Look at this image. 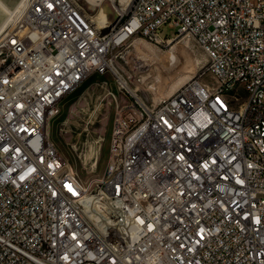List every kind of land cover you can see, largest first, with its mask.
Listing matches in <instances>:
<instances>
[{
	"label": "built area",
	"instance_id": "1",
	"mask_svg": "<svg viewBox=\"0 0 264 264\" xmlns=\"http://www.w3.org/2000/svg\"><path fill=\"white\" fill-rule=\"evenodd\" d=\"M114 11L25 0L0 34V264H264V0ZM164 27L208 62L144 104L121 49L163 43ZM95 73L135 101L117 109L104 174L85 182L49 124Z\"/></svg>",
	"mask_w": 264,
	"mask_h": 264
},
{
	"label": "rangeland",
	"instance_id": "2",
	"mask_svg": "<svg viewBox=\"0 0 264 264\" xmlns=\"http://www.w3.org/2000/svg\"><path fill=\"white\" fill-rule=\"evenodd\" d=\"M20 1L3 0L10 8ZM83 2L94 15L110 12V9L112 13L116 6L119 9V0ZM5 17L6 14H1L0 20ZM163 31L166 35L161 44L130 38L121 49L124 56L120 57L121 63L131 75V86L144 104L162 100V95L198 76L208 62L206 53L192 38L176 35V30L167 27ZM133 46L135 49L141 48L138 55L132 53ZM207 74L203 78L211 82L212 76ZM185 78L187 80L182 82ZM120 87V84L115 85L110 74H91L64 99L59 112L50 121L49 134L52 140L67 164L85 182L104 174L117 109L135 101L132 96L119 94Z\"/></svg>",
	"mask_w": 264,
	"mask_h": 264
},
{
	"label": "bare ground",
	"instance_id": "3",
	"mask_svg": "<svg viewBox=\"0 0 264 264\" xmlns=\"http://www.w3.org/2000/svg\"><path fill=\"white\" fill-rule=\"evenodd\" d=\"M134 0H119V3H118V7L119 9L121 10H128L130 8V6L132 5ZM117 7V6H116ZM24 8H25V0H21L20 2H18V4L14 7V8H10L9 6H7L3 0H0V15L1 14H6V17L2 20H0V34H2L12 23V21L15 19V17L18 15V14H21L24 12ZM108 14H109V11L107 12H102V14H100L104 19H107L108 17ZM105 22H110V21H105ZM136 45H139V46H144V44H141V43H137ZM135 46V44H134ZM133 46V49H132V53H136L138 55V53L141 51V48H136ZM145 47V46H144ZM140 64V63H138ZM190 77V76H189ZM187 77V79L189 78ZM186 78L182 81H186L187 80ZM190 79V78H189ZM188 81V80H187ZM186 81V82H187ZM184 82V84L186 83ZM183 85V84H182ZM181 85V86H182ZM180 87V86H179ZM178 87V88H179ZM177 88V89H178ZM176 89V90H177ZM176 90H172L170 93L168 94H165V95H162V100H164L165 98H167L168 96H170L171 94H173Z\"/></svg>",
	"mask_w": 264,
	"mask_h": 264
}]
</instances>
